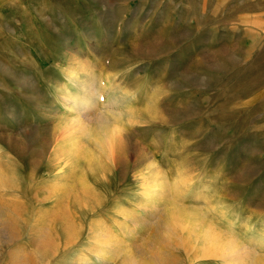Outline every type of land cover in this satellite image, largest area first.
Segmentation results:
<instances>
[{"label": "rangeland", "instance_id": "1", "mask_svg": "<svg viewBox=\"0 0 264 264\" xmlns=\"http://www.w3.org/2000/svg\"><path fill=\"white\" fill-rule=\"evenodd\" d=\"M153 184L264 264V0H0V264H159Z\"/></svg>", "mask_w": 264, "mask_h": 264}, {"label": "bare ground", "instance_id": "2", "mask_svg": "<svg viewBox=\"0 0 264 264\" xmlns=\"http://www.w3.org/2000/svg\"><path fill=\"white\" fill-rule=\"evenodd\" d=\"M69 78H70V75H69ZM64 98L68 103H71L75 106L79 105L81 106V108H86V107L89 108L88 107L89 103L86 102L84 98L77 99L71 93L66 95ZM76 109H78V106ZM79 123L81 126L84 125L82 121ZM155 184L157 185V183ZM155 184H153V186L151 185L152 187H150V189L148 185V189L144 193L145 197L139 202V204H141L140 205L141 207L146 205L144 209L145 208L147 210L149 209L148 217L146 219H143L142 217H138L139 220H136V221L134 220L133 222L136 227H139L140 225L147 223V221L148 223H151L154 218H158L156 222L158 223L159 226L160 225L163 226V233L166 239L162 242H157V244L149 243V251L155 254V257L158 258L159 264H175L178 261V257H179L178 251L182 249H184V251L186 252L188 262L189 263L192 262L193 264H210L211 258L222 260L221 264H250L252 263L251 258H249V254L252 252L250 248L249 249L246 248L240 242H238L237 239H235L232 235L226 234V232L212 225V223L207 224L206 226H202L203 219L201 217L190 218L189 215L188 216L182 215L180 213V209H176L175 214L171 215L168 218H165L163 216V213L160 215L158 213L159 205H160L158 203L159 196H158V193H156L158 192L156 191L158 186H154ZM81 187H84V185H81ZM146 188L144 190H146ZM67 191L69 194L70 193L73 194V191H71L70 188H68ZM82 191H83L82 201L85 202L86 198H88L89 196V192L86 188H82ZM1 208H2V205L0 204V209ZM119 226L122 228V230L126 234H130L131 236H135L137 234V231H133L134 228L133 229L130 228L129 230H127L126 229V227H128L127 225L120 224ZM155 235H158V234L155 233ZM7 236H9V234H7ZM113 243H117L118 245L113 250L116 264H122L119 262V259H120L119 257L122 255L121 253L123 251V249L121 248V244H122L121 237L114 236L111 239L109 238L108 240H106V244H107L106 246L108 247L112 246ZM155 250L157 252H155ZM99 252L104 254L103 255L104 257L108 253V249L106 250L97 249V254H99ZM141 259L142 258L136 254L134 256H130L129 260L125 264H153L149 261H143Z\"/></svg>", "mask_w": 264, "mask_h": 264}]
</instances>
